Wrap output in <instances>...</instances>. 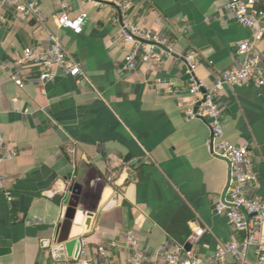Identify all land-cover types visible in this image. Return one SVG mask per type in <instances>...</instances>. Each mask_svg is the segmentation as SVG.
I'll list each match as a JSON object with an SVG mask.
<instances>
[{
	"label": "crops",
	"instance_id": "obj_1",
	"mask_svg": "<svg viewBox=\"0 0 264 264\" xmlns=\"http://www.w3.org/2000/svg\"><path fill=\"white\" fill-rule=\"evenodd\" d=\"M35 1L41 15L28 18L0 0L6 19L0 20V132L18 151L0 164V248L10 249L0 264L65 261L83 238L90 246L122 242L129 230L158 263L157 251L166 243L191 244L205 264H253V249L244 262L232 255L215 258L220 244L243 234L215 213L228 165L213 155L207 122L187 118L194 98L182 56L198 53L196 74L212 87L219 71L240 64L238 43L255 30L227 20L226 0H124L123 10L117 0ZM63 4L71 16L85 14L80 34L59 27ZM126 18L167 31L172 52L165 62L126 68L136 45L119 37ZM50 32L58 34L83 78L58 71L42 82L39 62L15 64L26 47L45 49ZM256 51L264 66V37ZM218 98L225 135L249 146L264 195V87L225 86ZM111 141L127 148L123 158L99 150ZM76 184L82 192L71 219ZM199 229L203 234L193 244L191 235ZM108 255L125 264L128 251L110 248Z\"/></svg>",
	"mask_w": 264,
	"mask_h": 264
},
{
	"label": "built area",
	"instance_id": "obj_2",
	"mask_svg": "<svg viewBox=\"0 0 264 264\" xmlns=\"http://www.w3.org/2000/svg\"><path fill=\"white\" fill-rule=\"evenodd\" d=\"M1 4L2 7L12 8L20 16L31 18L41 15V6L35 0H1ZM117 5L122 10L127 7L124 0H117ZM62 7L63 10L58 16L59 27L80 34L86 21L85 14L71 16L69 8L65 4ZM225 9L228 21L252 28L255 30L254 36L238 43L236 52L243 56L242 61L235 67L219 71L212 87H206L196 74L199 65L198 53L190 50L182 56L189 75V91L194 98L186 115L187 118H202L210 127L208 141L213 155L225 160L229 173L225 189L216 201L215 213L225 216L233 228L243 234L241 240L220 244L215 258L223 259L232 255L244 262L253 249L256 255L253 264H264V195L259 194L260 177L249 146L233 143L226 137L223 106L218 98L219 91L225 86L252 84L264 87V66L256 51V42L264 37V6L260 5V0H226ZM1 10L0 8V20L5 21ZM119 37L125 43L136 44L135 49L125 58V66L129 70L137 68L139 61L150 64L165 62L164 57L170 56L172 52L167 31L155 32L127 18L122 19ZM47 41L48 46L43 50L26 47L15 64L20 66L29 60L39 62L43 68L40 74L42 82L52 81L58 71H64L78 79L83 78L79 64L70 57L58 34L50 32ZM13 79L19 86L24 85L18 75L13 74ZM17 155L18 151L6 143L0 132V164ZM4 181V175L0 171V190L4 188ZM202 234L203 229L196 230L191 235V243H197ZM117 247L128 251L125 264H205L192 248H170L166 243L157 251L162 262H155L147 249L139 245L134 230L127 231L122 242L112 240L108 244L90 246L83 238L71 258L50 264H114L108 255V249Z\"/></svg>",
	"mask_w": 264,
	"mask_h": 264
},
{
	"label": "water",
	"instance_id": "obj_3",
	"mask_svg": "<svg viewBox=\"0 0 264 264\" xmlns=\"http://www.w3.org/2000/svg\"><path fill=\"white\" fill-rule=\"evenodd\" d=\"M99 150L100 151H107L109 153L115 154L116 156L123 158L125 154H127V148L122 145L119 142L116 141H111L107 143H102L99 145ZM72 191V198L69 202L70 208L68 212V218H73L76 207L78 206L79 200H80V194L82 192V185L81 184H76L71 188ZM186 248L189 250L191 249V244H187ZM10 252L9 248H0V257L6 255L7 253Z\"/></svg>",
	"mask_w": 264,
	"mask_h": 264
}]
</instances>
